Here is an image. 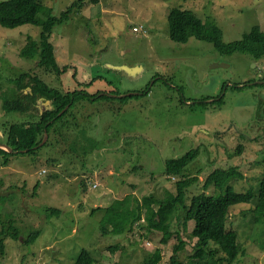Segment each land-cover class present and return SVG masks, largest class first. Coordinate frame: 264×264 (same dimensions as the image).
Returning <instances> with one entry per match:
<instances>
[{"label": "rangeland", "instance_id": "1", "mask_svg": "<svg viewBox=\"0 0 264 264\" xmlns=\"http://www.w3.org/2000/svg\"><path fill=\"white\" fill-rule=\"evenodd\" d=\"M74 1L41 0L56 16ZM174 8L216 22L226 43L241 39L254 26L264 30V0H86L50 38L59 66L70 67L60 75L38 67L39 58L22 55L29 36L40 41V26L11 29L0 24V148L5 149L1 143L7 142L10 125L29 120L3 109L6 93L15 91V79L24 73L63 91L77 90L78 85L85 89L84 83L94 78L87 90L92 94L142 93L151 87L125 101H81L73 113L85 125L84 134L74 124L63 130L54 127L36 154L11 155L7 164L0 157V231L6 232L0 264H74L84 249L92 253L93 264H143L157 248L163 256L159 264H169L176 236L163 244L160 231L136 228L104 234V210H93L126 195L161 199L167 191L175 193L182 176H167L165 162L197 147L200 156L185 171L198 177L188 190V205L204 192L206 178L217 168L241 171L242 179L229 182L237 192L257 184L264 172V84L254 83L264 81V57L224 55L194 37L187 43L173 41L168 16ZM46 16L42 12L39 18ZM221 98V104H210ZM203 99L210 105L200 104ZM37 105L39 114L51 108V103ZM74 140L78 150L72 153L68 148ZM224 192L211 186L206 194ZM252 207L239 204L230 211L227 226L239 230L241 245L234 264H264V222L254 221ZM51 208L60 214H52ZM183 216L184 210L174 215L171 230L186 243L179 252L186 261L198 240L191 235L194 222L185 226ZM141 223L147 225L144 218ZM11 224L19 229L18 240L7 232ZM36 231L37 239L27 245L25 240ZM115 246L119 249L113 252Z\"/></svg>", "mask_w": 264, "mask_h": 264}, {"label": "trees", "instance_id": "2", "mask_svg": "<svg viewBox=\"0 0 264 264\" xmlns=\"http://www.w3.org/2000/svg\"><path fill=\"white\" fill-rule=\"evenodd\" d=\"M85 1L75 0L60 16H56L51 8H46L43 5L41 0H0V24L11 29L26 24L40 26L42 28L40 41L32 40V37L29 36L28 44L24 47L22 55L30 59L39 58L37 61L38 67L47 72L62 75L70 67L69 65L62 68L59 66L54 55L55 47L50 42V38L57 25L68 22L74 11L84 8ZM42 12L47 15L46 19L39 18ZM168 20L170 37L175 42L187 43L190 38L194 37L212 43L215 49L224 55L244 52L252 54L257 59L264 57V30L260 26H254L241 39L226 43L224 42V31L216 22L212 20L204 21L192 10L174 8L170 11ZM15 80V91L12 94L6 93L3 109L8 112L27 115L29 120L9 126L5 145H8L12 152L6 148H0V157H4L5 164L8 163L7 157L11 155L36 154L41 147L40 144L43 143L46 131L49 135L54 127L63 130V128L68 129L69 125L74 124L78 127V130L81 129L79 132L84 134L86 132V129L83 128L85 125H81L73 113V108L77 103L81 101L84 103L86 101L94 102L96 100L109 101L115 98L125 101L134 96L119 98L110 96L120 95L116 91L102 93L101 90L92 94L87 90L95 83L97 78L89 83H84L87 88L82 89L78 85L77 90L72 91L49 87L36 74L24 73ZM150 90L151 87L148 85L141 95H145ZM10 95L12 96L8 98ZM41 99L49 101L51 108L39 114L36 104L37 101L44 102ZM205 100L200 101V104L210 105L223 102V98L210 104ZM70 119L73 121L71 122ZM77 142V140H74V145H70L68 148L72 153L78 150L76 147ZM199 156L200 148L197 147L189 150L179 158L169 159L165 162L164 173L167 176H182L176 182L175 193L167 191L165 197L161 199L154 195L144 196L142 199L134 194L126 195L123 199H116L108 207L95 208L94 212L100 209L104 210V217L101 221L102 233L120 235L131 233L136 228L145 229L150 233L160 231L163 233L161 239L163 244H168L175 236L178 239V244L173 248L174 254L171 255L169 264H234L241 254V245L239 243V230L227 226L230 211L232 207L239 204H253L251 211L254 215V221L256 223L264 222V172L252 189L246 192H237L229 182L234 179H242L243 174L241 171L235 166L217 168L206 178L203 185L204 192L194 195L188 205L186 203L188 190L197 183L198 177L188 176L185 171ZM211 186L220 189L225 188V192L221 196L206 194ZM38 187L39 184L36 185L35 191ZM23 190L25 191V188ZM3 198L2 196L0 201H3ZM180 210H184L185 226L191 221L194 222L191 235L198 240L195 253L186 261L179 258V252L185 247L186 243L179 232L174 233L171 230L173 217ZM50 212L59 215L61 211L51 208ZM142 218H144L147 225L141 223ZM1 222L2 213H0ZM7 232L10 236L13 235L14 239L18 240L20 238L19 229L14 228L13 224L8 227ZM5 235L6 232L0 231V254L2 255L6 250ZM37 237L38 231L30 235L25 243L29 245ZM111 249L115 252L119 248L115 246ZM162 257V250L157 248L151 256L144 258L143 264H159ZM93 261L92 253L84 249L74 264H93Z\"/></svg>", "mask_w": 264, "mask_h": 264}, {"label": "water", "instance_id": "3", "mask_svg": "<svg viewBox=\"0 0 264 264\" xmlns=\"http://www.w3.org/2000/svg\"><path fill=\"white\" fill-rule=\"evenodd\" d=\"M216 65L219 66V67H224V66L226 67L225 64H216ZM123 68L126 69V70H129V71H132V72H140L142 70V67L130 68V67L124 66ZM254 84L262 85V84H264V81H258V82H255ZM135 94H141V93L137 92V93H128V94H125V95H110V96L122 98V97H125V96H131V95H135ZM45 137L48 138L47 132H46ZM1 146L12 152V149L8 145L1 144Z\"/></svg>", "mask_w": 264, "mask_h": 264}, {"label": "flooded vegetation", "instance_id": "4", "mask_svg": "<svg viewBox=\"0 0 264 264\" xmlns=\"http://www.w3.org/2000/svg\"><path fill=\"white\" fill-rule=\"evenodd\" d=\"M246 84H247V83H246ZM217 98H219V97H217ZM38 103H40V104H46V103H48V104H49L50 102H49V101H48V102H47V101H44V102L37 101V104H38ZM37 104H36V107H38L37 109L39 110L40 108H39V106H38ZM40 112H41V114H42V113L44 112V110H42V111L40 110Z\"/></svg>", "mask_w": 264, "mask_h": 264}, {"label": "bare ground", "instance_id": "5", "mask_svg": "<svg viewBox=\"0 0 264 264\" xmlns=\"http://www.w3.org/2000/svg\"><path fill=\"white\" fill-rule=\"evenodd\" d=\"M23 91V90H22ZM42 100V99H41ZM45 99H43L42 101H44ZM40 140V139H39ZM41 140H42V138H41Z\"/></svg>", "mask_w": 264, "mask_h": 264}, {"label": "built area", "instance_id": "6", "mask_svg": "<svg viewBox=\"0 0 264 264\" xmlns=\"http://www.w3.org/2000/svg\"><path fill=\"white\" fill-rule=\"evenodd\" d=\"M136 31V30H135Z\"/></svg>", "mask_w": 264, "mask_h": 264}]
</instances>
